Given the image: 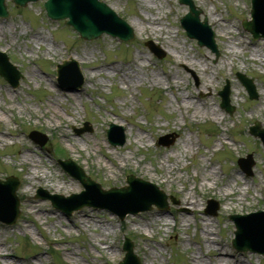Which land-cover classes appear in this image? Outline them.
Here are the masks:
<instances>
[{
	"label": "rangeland",
	"instance_id": "374dc122",
	"mask_svg": "<svg viewBox=\"0 0 264 264\" xmlns=\"http://www.w3.org/2000/svg\"><path fill=\"white\" fill-rule=\"evenodd\" d=\"M100 1L128 22L133 40L102 35L85 41L64 21L49 20L43 1L23 9L5 2L9 17L0 18V51L22 78L12 89L0 77V180L14 176L20 182V214L14 225L0 223V264H117L124 256V238L132 241L141 264H264L262 256L232 248L234 226L227 219L264 210V150L247 128L255 121L264 128V41H253L239 25L250 19V0H193L202 10L200 19L206 18L214 33L218 58L186 37L179 21L187 7L177 0ZM146 42H152L162 58H156ZM185 56L202 70L192 69ZM69 58L77 62L83 80L75 91L56 83V64ZM134 60L141 69H133ZM113 65L122 69L123 77L129 75L125 84L113 76ZM238 72L253 80L256 100L247 97L235 77ZM226 81L232 115L220 109L217 96ZM186 99L194 105L184 107ZM202 103L214 114H203ZM84 123L91 131L77 135L75 129ZM110 123L123 128V145L107 142ZM31 131L43 134L46 143L40 147L28 139ZM167 134L176 135L174 143L157 145ZM185 143L191 145L185 148ZM72 146L79 149L73 152ZM27 147L35 160L41 157L46 163L42 171L52 179L50 184L25 183L18 162ZM120 153L130 158L126 166L113 168L106 156ZM249 154L254 165L246 177L236 161ZM57 158L72 160L105 190L126 185V176L133 175L172 196L176 204L168 199L166 212L152 208L123 221L94 208L66 218L48 201L34 198L38 187L61 196L83 190L57 165ZM52 184L65 187L58 190ZM182 190L195 207L182 204ZM208 200L217 202L216 216L203 213ZM29 202L34 212H27ZM82 211H89L91 220ZM154 212L165 225L151 219ZM202 224L212 229V238L224 241L227 255L214 259L201 244Z\"/></svg>",
	"mask_w": 264,
	"mask_h": 264
},
{
	"label": "water",
	"instance_id": "95a60500",
	"mask_svg": "<svg viewBox=\"0 0 264 264\" xmlns=\"http://www.w3.org/2000/svg\"><path fill=\"white\" fill-rule=\"evenodd\" d=\"M5 0H0V17H8L7 7L4 4ZM30 1L37 0H12L16 7H24ZM180 4L187 5L189 12L182 18L181 25L186 31L187 38L196 39L198 46H206L216 56H218L216 45L214 43V35L207 25L206 19L201 23L199 21V15L201 11L194 7L191 0H179ZM44 4L47 16L52 20L68 19L65 23L72 26L79 35L87 41H91L99 38L102 34H108L112 37L118 38L120 41H129L133 39L132 29L120 19L115 12L102 2L97 0H47ZM252 18L253 21H244V29L253 36L254 39H264V0H252ZM69 68L73 70L72 79L74 85L72 87H79L82 84V78L80 76L78 65L74 61L64 62L58 66L59 82L61 86H66L65 71ZM71 70V71H72ZM0 76H2L9 84L15 88L18 85V81L21 77L15 67L8 63L5 54L0 53ZM247 90L248 97L250 99L256 98L255 88L251 80L246 79L243 75L237 74L236 76ZM72 85V84H71ZM228 83L223 87L224 89L218 93L221 97V107L228 113L232 112V108L229 106V88ZM111 129L115 128L110 125ZM250 134L257 138H260L264 144V129L260 128L259 123H256L254 127L250 128ZM79 132H83L80 130ZM110 132L108 135L110 136ZM38 134L32 133L31 139L36 140ZM123 138L119 141H112V144L122 145ZM174 140L165 143L167 146ZM43 142H41L42 144ZM250 156L246 159H240L238 164L240 168L247 174L251 175L250 168L253 163L250 161ZM247 163V164H246ZM73 178L78 179L86 192L81 195H72L69 198H63L59 195H49L43 191H39L37 198H45L52 200V204L58 210L63 211L66 216H69L74 210L81 208L85 205L105 208L116 214L117 217L123 219L127 213H136L138 211H146L150 209L152 204L158 208L166 207V196L153 184L132 176L127 177V187L120 189H110L108 191H101L97 185L91 182L84 176L81 170L72 163H60ZM19 186L16 179L8 178L5 182L0 181V189L5 192L6 209L4 212H0V222L7 225L14 224L19 215L18 199L15 196V191ZM95 191L99 196L104 197L108 202L105 204L97 205L89 192ZM122 205L119 206V205ZM216 206H211L208 209V213L215 215ZM206 212V213H207ZM264 218V212H257L248 216H230L229 219L235 222L236 231H234L236 240H233V246L239 252L250 251L263 253L260 245H264V231L256 225L257 221ZM245 224L254 226L252 232H244L243 226ZM249 234V235H247ZM249 239V240H247ZM123 251H125V257L119 264H140L138 257L133 253L132 243L125 239L123 244Z\"/></svg>",
	"mask_w": 264,
	"mask_h": 264
},
{
	"label": "bare ground",
	"instance_id": "6f19581e",
	"mask_svg": "<svg viewBox=\"0 0 264 264\" xmlns=\"http://www.w3.org/2000/svg\"><path fill=\"white\" fill-rule=\"evenodd\" d=\"M156 36L159 35L160 33L157 32V33H154ZM37 38H40V37H37ZM230 51H228L227 53H229ZM225 56H227L225 54ZM185 61H187V64L192 68V69H195L196 70H202L198 67V63L196 61H193L191 60L188 56H185L184 57ZM131 64L133 65V69H136V70H139L141 69L142 65H138L136 60L132 61ZM203 68V67H202ZM112 73H113V76H117L119 77V80H120V83H123L125 84V80H129V75L127 77H123L122 75V69L120 67H117L115 65L111 66L110 67ZM207 69L206 68H203V72L206 71ZM95 76V74L91 75V79H93ZM112 76V75H111ZM31 77H35V74L31 73ZM125 79V80H124ZM204 87L206 88L207 84L204 82ZM63 95H65V93H61ZM56 95V93H55ZM62 95V96H63ZM57 96V95H56ZM264 96V95H263ZM188 99V97H187ZM184 102V107H191L194 105V103L190 100H187ZM209 111H211L212 114H214V111L213 109H210L209 106H207L206 103H202V113L203 114H207ZM55 114V113H54ZM61 137L63 138H67L65 134H63ZM76 144L74 143L73 146H75ZM191 144L190 143H185V148H187V146L189 147ZM72 146V147H73ZM79 148H76V147H73V152H76ZM72 152V153H73ZM76 157V156H75ZM41 158V157H40ZM37 161L34 159V155H33V149H30V147H27L23 150L20 151V159H19V162L18 164L20 165V167H22L23 169V172H24V175H26V181L25 183L27 185H31L32 183L34 182H38V183H43V184H50L52 179L48 176V174H44L43 171H42V168H44L46 165V163L40 159ZM107 159H112L113 162L111 163V165L113 166V168H119V167H122V166H126L125 164L127 163L128 159L130 158L129 155H126L124 153H120L118 154L115 158L111 156H106ZM173 171V170H171ZM110 173H112V171H110ZM49 177V178H47ZM163 177V176H162ZM165 181H167V176H165ZM56 186V188L58 190H61L62 188L65 187V184L63 185H55V184H52V186ZM68 187L71 189L72 188V185L68 183ZM180 194L182 195V204L184 205H192L193 207H195V203L191 201V197L188 195V193H185L184 190H182L180 192ZM242 200L241 199H237L236 201V204L237 205H242ZM29 206L27 207V212L28 213H31V212H34L33 210H35V206L33 203H30L28 204ZM229 207H227L228 209ZM83 216H85L87 220H91V215L89 213V211H85V212H81ZM150 217L151 219H155V221H160L162 225H165L166 224V221L163 219L162 215H160L159 213H151L150 214ZM201 232H202V245L206 246V249L208 252H213L212 254V257L214 259H220L218 257V255L220 254H226L227 255V252H224L223 250V246H225V244L223 243L224 241L222 240H215L214 238H212V229L210 227H208L207 225L205 224H202V229H201ZM223 251V252H222ZM230 255L234 258L237 257V254L235 255L234 253H230ZM8 255H4L3 258H7Z\"/></svg>",
	"mask_w": 264,
	"mask_h": 264
}]
</instances>
